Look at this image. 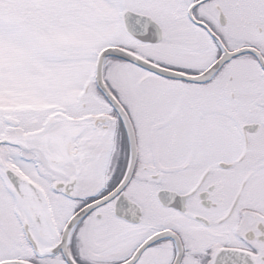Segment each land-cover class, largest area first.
Listing matches in <instances>:
<instances>
[{"label": "snow or ice", "instance_id": "obj_1", "mask_svg": "<svg viewBox=\"0 0 264 264\" xmlns=\"http://www.w3.org/2000/svg\"><path fill=\"white\" fill-rule=\"evenodd\" d=\"M0 264H264V0H0Z\"/></svg>", "mask_w": 264, "mask_h": 264}]
</instances>
